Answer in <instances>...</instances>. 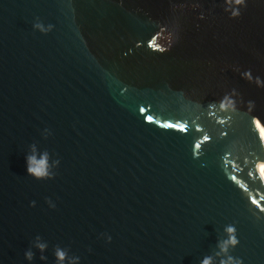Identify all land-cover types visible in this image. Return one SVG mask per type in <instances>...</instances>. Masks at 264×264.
I'll use <instances>...</instances> for the list:
<instances>
[{"label": "water", "instance_id": "water-1", "mask_svg": "<svg viewBox=\"0 0 264 264\" xmlns=\"http://www.w3.org/2000/svg\"><path fill=\"white\" fill-rule=\"evenodd\" d=\"M232 7L0 0V264H219L226 225L264 264V0Z\"/></svg>", "mask_w": 264, "mask_h": 264}, {"label": "clouds", "instance_id": "clouds-1", "mask_svg": "<svg viewBox=\"0 0 264 264\" xmlns=\"http://www.w3.org/2000/svg\"><path fill=\"white\" fill-rule=\"evenodd\" d=\"M229 4H234L235 7L231 8V16L237 17L240 15L239 12V6L244 5L245 0H226ZM226 11H229L228 8L225 9ZM33 28L40 31L41 33H48L52 30L53 25L48 24L46 27L42 25L41 23H35L33 24ZM243 76L245 78L250 79L249 73H244ZM259 80L257 79V84L259 85ZM26 161V170L27 174L34 179H52L54 177V173L49 172V165H48V153L44 152L39 159L36 158L35 155V148L33 146V154L25 157ZM35 202H32V205L34 206ZM52 206V205H50ZM54 207V206H53ZM224 234L225 239L217 241V248L218 251L216 253L217 256L223 255L225 258L221 259L219 264H242L241 259L234 258L233 256L229 255V249L234 248L238 243V239L236 237V228L234 225H226L224 227ZM110 239V237H109ZM36 249H38L41 253H43L46 250V245L43 243H37L35 245ZM34 253L31 251L25 252V258L29 261L33 259ZM54 256L57 261V264H63V261L66 258L65 251L61 250L60 248H56L54 251ZM41 260H45L46 257L44 255L40 256ZM78 259V258H77ZM200 264H212V257L206 256L204 257Z\"/></svg>", "mask_w": 264, "mask_h": 264}]
</instances>
